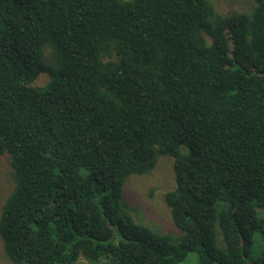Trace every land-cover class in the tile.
<instances>
[{"label":"trees","instance_id":"trees-1","mask_svg":"<svg viewBox=\"0 0 264 264\" xmlns=\"http://www.w3.org/2000/svg\"><path fill=\"white\" fill-rule=\"evenodd\" d=\"M0 156L12 264H264V0H0ZM161 156L172 234L124 194Z\"/></svg>","mask_w":264,"mask_h":264},{"label":"rangeland","instance_id":"rangeland-1","mask_svg":"<svg viewBox=\"0 0 264 264\" xmlns=\"http://www.w3.org/2000/svg\"><path fill=\"white\" fill-rule=\"evenodd\" d=\"M214 1L217 9L225 14L236 9L238 6H242L248 0ZM47 80V76H41L37 84L40 86L45 85ZM11 174V165L8 158L6 156H0V213L3 204L14 186ZM174 187L175 174L172 169V159L167 156H161L159 158L158 165L150 174L131 176L128 178L124 187V194L135 221L149 226L160 233H175L176 229L170 217V210L164 199L165 194L174 189ZM0 264H12L3 252L1 237ZM76 264L91 263L81 258Z\"/></svg>","mask_w":264,"mask_h":264}]
</instances>
